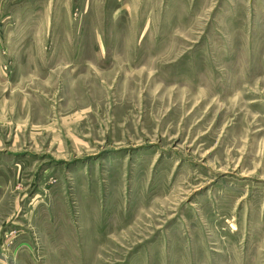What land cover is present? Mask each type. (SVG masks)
I'll return each instance as SVG.
<instances>
[{"label":"rangeland","instance_id":"obj_1","mask_svg":"<svg viewBox=\"0 0 264 264\" xmlns=\"http://www.w3.org/2000/svg\"><path fill=\"white\" fill-rule=\"evenodd\" d=\"M0 264H264V0H0Z\"/></svg>","mask_w":264,"mask_h":264}]
</instances>
